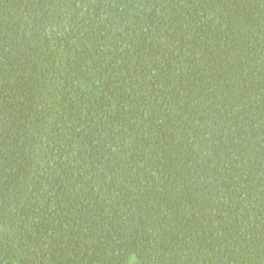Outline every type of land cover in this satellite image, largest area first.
Instances as JSON below:
<instances>
[{
  "label": "trees",
  "instance_id": "trees-1",
  "mask_svg": "<svg viewBox=\"0 0 264 264\" xmlns=\"http://www.w3.org/2000/svg\"><path fill=\"white\" fill-rule=\"evenodd\" d=\"M0 264H264V0H0Z\"/></svg>",
  "mask_w": 264,
  "mask_h": 264
}]
</instances>
